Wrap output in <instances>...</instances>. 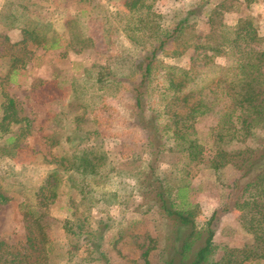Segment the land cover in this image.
Listing matches in <instances>:
<instances>
[{
	"label": "trees",
	"instance_id": "trees-1",
	"mask_svg": "<svg viewBox=\"0 0 264 264\" xmlns=\"http://www.w3.org/2000/svg\"><path fill=\"white\" fill-rule=\"evenodd\" d=\"M23 2L25 0L9 1L0 16L5 27L19 29L22 33L20 43L13 46L23 47L19 53L11 55L9 74L0 77V158L15 164H23L27 156L35 157L38 152L26 143L34 132L33 119L24 114L20 103L6 90L10 75L15 76L26 67L31 54L26 49L28 44L44 50L59 48L57 39L50 44V25L29 23ZM154 2L121 0L128 16L119 19V28L108 30L105 24L103 36L107 39L123 32L136 53L125 56L118 67L111 64L100 67L95 78L102 101L105 97L126 95L137 110V120L126 121L115 112L104 111L101 105L93 110L97 128L84 134L79 129L78 141H98L70 157L61 156L49 162L52 167L35 191L34 201L24 200L19 204L26 222L27 243L14 246L0 237V264L52 263V254L58 248L48 231L46 218L63 190L74 191L80 200L79 205L74 198L69 203L72 206L75 203L77 210L63 222L67 234L102 235L99 230L105 217L120 204L116 192H107L101 186V170L107 165L108 156L99 140L107 137L119 139V154L124 159L141 160L144 148L151 157L145 164L150 176L146 212L154 210L159 214L168 236L160 243V250L157 239H149L141 255L142 264H153L156 257L159 264L264 263V139L258 148L227 149L236 140L244 143L258 132L264 134V49L258 25L250 17L240 19L234 27L225 24L223 12L231 6H228L229 0H224L212 10L209 33L193 44L190 65L168 67L161 57L176 59L187 53L188 44L178 45V41L183 31L191 27L192 16L197 15L198 10L180 9L159 19L152 14ZM0 39L10 42L7 35L0 34ZM106 39L102 46L109 44ZM92 42V37L81 39L71 31L66 49L78 53ZM219 58L225 59L224 65L217 62ZM160 67L166 70L162 88L154 86ZM78 91L76 87L75 94ZM214 108H219L221 118L211 132L214 155L210 168L222 182V196L220 205L200 230L196 224L197 206L187 201L186 193L190 188L173 187L158 178V162L167 152L184 153L196 160L201 153L197 152L199 141L194 137L196 125ZM75 120L81 122L80 117ZM49 139L47 137V142ZM70 140L69 137L67 141ZM52 144L55 145L53 141ZM9 167V172L0 170V205L14 199L12 195L16 190H10L11 184L25 188L14 167ZM224 172H233V178L224 180ZM95 208L103 215L98 220L97 230L90 235L87 230ZM231 213L238 215V225L246 241L238 246H219L215 238L222 219ZM104 228L111 227L105 224ZM89 242L95 255L104 258L99 251L100 244Z\"/></svg>",
	"mask_w": 264,
	"mask_h": 264
},
{
	"label": "rangeland",
	"instance_id": "rangeland-1",
	"mask_svg": "<svg viewBox=\"0 0 264 264\" xmlns=\"http://www.w3.org/2000/svg\"><path fill=\"white\" fill-rule=\"evenodd\" d=\"M9 1L12 0H0V16ZM223 1L155 0L152 10L154 18L160 19L180 9L198 10V14L192 16L191 27L183 31L178 41V45L188 44L187 53L176 59L161 57L165 66L190 65V58L194 53L193 44L199 41V37L209 33L208 22L212 10ZM23 3L27 6L24 14L29 23L40 22L50 25V44L57 39L59 48L44 50L28 44L26 49L31 53L30 60L15 76L10 75L11 82L6 88L7 92L20 103L24 114L33 119L34 132L26 143L29 148L38 152L35 157L27 156L23 164H15L7 158H0V170L9 172L11 171L9 166H13L19 181L25 185V188L21 189L11 184L10 190H16L12 195L14 199L0 205V237L14 246H25L27 243L26 222L19 204L24 200L31 203L34 201L35 191L52 167L49 162L61 156L70 157L74 152L98 141L93 139H86L82 143L78 141L79 129L84 134L97 128L93 122L92 112H95L93 110L101 105L104 111L115 112L126 121L137 120V110L126 95L105 97L102 101L99 97L101 93L95 85L96 73L100 67L109 64L118 67L125 56L136 53L123 32L114 33L107 39L103 36L105 24L108 30L111 27L119 28L121 26L119 19L128 16V11L122 6L121 0H25ZM228 6L231 7H227L228 10L223 12L225 24L234 27L240 19L252 18L258 25L264 49V0H229ZM17 10L19 13L23 12L22 9ZM71 31L81 39L92 37L93 42L78 53L67 50L66 45L70 40ZM0 34L7 35L10 39L9 43L0 39V77H4L10 71L11 55L19 53L23 47L13 46L20 43L22 33L19 29L5 27L0 20ZM104 39L109 44L102 46ZM217 62L224 65L225 59L219 58ZM165 71L160 67V75L154 82L155 87L162 88L165 85L163 78ZM76 87L80 92L75 94ZM76 117L81 118L80 123L76 122ZM220 118L219 108H214L199 119L194 137L199 141L197 152L201 153L196 160H192L184 153L167 152L161 155L158 162V178L165 183L166 181L171 183L173 187L190 188V192L186 193L187 201L197 206L196 224L200 230L205 228L207 220L221 202L222 182L210 168L214 155L211 132L212 128L218 125ZM47 137L51 139L50 143L47 142ZM69 137L71 140L67 141ZM263 139L264 134L258 132L244 143L236 140L227 149L236 151L258 148ZM52 141L54 144L57 143L53 145ZM100 142L108 156L107 165L101 170L103 175L101 186L107 192H116L117 202L120 204L109 211L110 220L108 216L105 217L99 230L102 235L98 237L92 235L97 230L99 218L103 215L97 208L91 212V225L87 230L92 236L69 235L63 229V222L77 210L75 203L72 206L69 204L70 201L74 198L79 205L80 200L74 191L69 193L63 190V195L51 208L50 216L46 218L49 224L48 231L58 248L52 254L51 264H107V261L108 264H142L141 255L149 239H157L159 243L157 248L160 250V243L168 236L159 214L154 210L146 212L148 210L146 204L149 203L146 187L150 188V176L145 164L151 160L149 150L144 148L141 160L133 161L120 156L119 139L100 138ZM233 176V172H224L222 178L228 181ZM237 219L238 215L234 213L222 219L220 231L215 238L217 245L238 246L246 241V235L239 227ZM105 224H109L111 228L105 229ZM89 241L100 244L99 251L103 252L104 258L97 253L95 255ZM155 254L157 256L158 252ZM217 256L220 257L221 252ZM153 264H159L157 257L153 259Z\"/></svg>",
	"mask_w": 264,
	"mask_h": 264
}]
</instances>
